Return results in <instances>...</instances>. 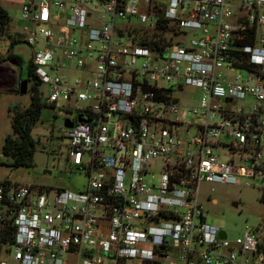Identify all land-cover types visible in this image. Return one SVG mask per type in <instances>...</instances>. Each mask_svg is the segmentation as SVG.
I'll return each instance as SVG.
<instances>
[{"label": "built area", "instance_id": "2783aa9c", "mask_svg": "<svg viewBox=\"0 0 264 264\" xmlns=\"http://www.w3.org/2000/svg\"><path fill=\"white\" fill-rule=\"evenodd\" d=\"M19 17L42 101L76 112L59 176L85 181L1 179L0 264H264L262 224L229 237L199 186L264 190V0H20Z\"/></svg>", "mask_w": 264, "mask_h": 264}, {"label": "rangeland", "instance_id": "374dc122", "mask_svg": "<svg viewBox=\"0 0 264 264\" xmlns=\"http://www.w3.org/2000/svg\"><path fill=\"white\" fill-rule=\"evenodd\" d=\"M20 0H0V6L8 15L7 33L0 36V180L15 182H31L50 187L77 188L85 181L82 173L74 172L57 176L56 173L65 170L66 138L63 134V117L73 118L76 112L69 111L61 105L44 103L40 115L31 127V134L36 139L33 153V165L11 167L7 164L8 157L1 153L4 136L11 133V114L14 108H23L29 102L30 86L34 79L28 74V65L32 56V48L21 40L19 33L26 21L19 17ZM8 34L21 41L10 47V53L19 58L18 63L5 59L9 46ZM70 73L77 74L75 68ZM26 90L20 92V81L26 79ZM38 88L44 90V84ZM199 90L186 85L180 94L183 106L195 105ZM42 100V98H41ZM160 163L152 166V171H159ZM240 183L200 182V198L206 211V220L217 225L229 237L238 235L245 223L257 227L264 221V202L259 200L262 189L255 184H244L248 179L240 178ZM214 199V201L212 200Z\"/></svg>", "mask_w": 264, "mask_h": 264}, {"label": "trees", "instance_id": "16d2710c", "mask_svg": "<svg viewBox=\"0 0 264 264\" xmlns=\"http://www.w3.org/2000/svg\"><path fill=\"white\" fill-rule=\"evenodd\" d=\"M9 18L4 8L0 6V36L7 33V22ZM9 46L4 55L5 59H9L14 63L19 62L16 55L10 53V47L13 43L21 41L11 34H8ZM28 74L34 79L31 63L28 65ZM27 80V78H26ZM38 81H34L30 86V97L28 104L23 108H14L11 114V133H7L2 141L1 153L8 157L7 164L11 167L31 166L33 165V153L35 150L36 139L31 134V127L38 119L40 110L44 102L41 100ZM19 90L18 88H16ZM264 202V190L259 197ZM260 247L264 252V221L259 234Z\"/></svg>", "mask_w": 264, "mask_h": 264}, {"label": "water", "instance_id": "95a60500", "mask_svg": "<svg viewBox=\"0 0 264 264\" xmlns=\"http://www.w3.org/2000/svg\"><path fill=\"white\" fill-rule=\"evenodd\" d=\"M11 62H13V61H11ZM13 63H14V62H13ZM26 82H27L26 79H22V80L20 81V84H19V91H20V92H25V90H26V86H25V85H26ZM77 119H78V120H88V119L82 117L81 115H78V116H77ZM62 124H63L64 127H71V126H72V121H71L69 118L66 117V118L63 119V123H62ZM56 175H57V176L61 175V172L58 171V172L56 173Z\"/></svg>", "mask_w": 264, "mask_h": 264}, {"label": "flooded vegetation", "instance_id": "af4514ba", "mask_svg": "<svg viewBox=\"0 0 264 264\" xmlns=\"http://www.w3.org/2000/svg\"><path fill=\"white\" fill-rule=\"evenodd\" d=\"M34 81H35V79H34ZM34 81H33V82H34Z\"/></svg>", "mask_w": 264, "mask_h": 264}]
</instances>
